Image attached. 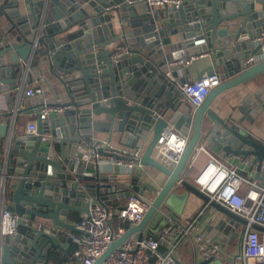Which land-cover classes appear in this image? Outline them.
<instances>
[{
    "label": "water",
    "instance_id": "obj_1",
    "mask_svg": "<svg viewBox=\"0 0 264 264\" xmlns=\"http://www.w3.org/2000/svg\"><path fill=\"white\" fill-rule=\"evenodd\" d=\"M25 4L29 13L23 16L18 11L19 0L0 6L15 19L12 26L23 37L17 39L19 44L2 48L0 58L11 53L12 62L21 59L30 63L45 56L62 82L70 76L72 87L63 83L68 100L60 105L69 108L58 117L38 119L36 135L13 140L8 125L0 123V203L17 215L18 225L15 234L0 237V264H39L41 255L60 246L56 236L38 226V218L78 232L74 222L68 221L72 212L88 214L89 201L111 204L110 195L128 196L131 190H152L155 196L142 222L113 241L94 264H103L132 235L141 241L169 200L178 212L175 193L179 186L205 201L206 212L200 219L204 236L211 242H227L232 232L233 241L247 220L211 200L185 175L195 154L205 146L217 149L221 157L229 153L255 155L259 161L255 177L264 182L260 175L264 141L244 135L212 109L221 93L264 73V61L246 63L260 50L253 40L264 31V0H182L178 7L158 9L127 0H26ZM107 6L112 9L107 11ZM238 18L237 31L229 32ZM226 22L227 26L220 27ZM74 26L79 30H73L77 35L70 42L56 36ZM117 42L127 44L128 49L120 61L113 62L109 45ZM200 53H207L211 62L201 77L220 71L221 66V84L194 107L181 100L177 81L167 72L169 63ZM172 75L177 77V72ZM70 89H74L73 95ZM42 107L39 103L38 115ZM239 112L248 120L264 114V86L246 96ZM101 115L103 120L94 118ZM169 125L189 136L173 168L153 157L154 147ZM103 130L120 132L123 143L132 148L152 131L142 163L167 175L163 186L157 188L136 174L119 177L120 186L105 184L111 179L102 174L98 159L86 146L94 131Z\"/></svg>",
    "mask_w": 264,
    "mask_h": 264
},
{
    "label": "built area",
    "instance_id": "obj_2",
    "mask_svg": "<svg viewBox=\"0 0 264 264\" xmlns=\"http://www.w3.org/2000/svg\"><path fill=\"white\" fill-rule=\"evenodd\" d=\"M19 1L26 3V0ZM141 2L147 3L151 9H158L164 5L178 7L182 0H127L129 4ZM4 3H0V6ZM111 9L112 6L106 7L107 11ZM253 42L260 45V50L246 59L248 65L264 61V31ZM109 46L113 51L110 56L113 62L120 61L127 53L128 47L125 43L117 42ZM206 55L208 54L200 53L189 60L179 59L168 65L167 76L177 81L176 88L181 100L194 107L200 106L211 91L221 84V73L215 71L212 75L197 79H182L179 72L191 66L196 58ZM173 71L177 72V77L172 75ZM45 94L46 88L39 84L26 91L29 98L37 97L42 100L43 107L39 119L46 121L52 115L69 108L60 105L61 103L49 102L45 99ZM233 125L245 135L257 139L242 124L234 121ZM37 131V122L28 124V134H37ZM188 140V135H184L174 125H169L158 139L153 157L165 166L173 168L181 158ZM86 146L90 155L98 159L102 170L106 167L114 170L119 168L133 174L134 170L144 166V148L141 146L119 149L108 141L96 140L94 137ZM201 150L206 152L208 160L193 183L211 200L247 220V225L242 227L238 238L236 237L234 242L230 240L231 236H228L227 242L208 240L200 229V219L204 216L206 207L194 219L181 220L170 213L165 215L166 223L163 226L152 230L147 228L141 241H138V235H132L114 250L103 264H183L178 258V252L185 246L187 248L184 250L192 254V264L205 261H211L209 264L216 261L218 264H264V183L255 178L259 168L257 157L251 153H229L226 157H221L213 150L201 146L190 168ZM262 170L264 163L260 167V174ZM153 199L154 196L151 198L146 191H134L120 207L96 200L89 201L86 206L89 213L84 214L80 221L74 222L78 232H68V240L76 248L64 264H94L113 241L120 238L129 228L142 222ZM38 223L40 228L52 235L61 231V227L52 224L50 220L40 219ZM253 224L262 229L254 228ZM17 228V215L8 210L4 203H0V237L15 234Z\"/></svg>",
    "mask_w": 264,
    "mask_h": 264
},
{
    "label": "crops",
    "instance_id": "obj_3",
    "mask_svg": "<svg viewBox=\"0 0 264 264\" xmlns=\"http://www.w3.org/2000/svg\"><path fill=\"white\" fill-rule=\"evenodd\" d=\"M5 1L7 0H2L0 3H4ZM11 2L12 0H9L7 2V5L11 4ZM18 11L22 16L24 15V13H29L28 6L26 4H23L22 2H20ZM5 12L6 11L0 10V50L6 46L12 45L13 43L19 44L20 42H18L17 39L20 36L22 37V32H17L15 27L12 26L13 22H16L15 19H12V17ZM238 22L239 18L238 21H235L234 25L229 28V32L237 31L239 26ZM227 24V22L223 23L220 27L227 26ZM77 28L78 26H74L72 28L70 27V29H67L56 36L65 37V42H70V40L74 38V36L71 37L70 35L74 34L76 37L77 34L73 33V30H76ZM225 41L229 42V44L233 43L232 39L229 38H225ZM10 56L11 53H7L2 58H0V123L8 125V133L13 136L14 140V138L30 135L27 132L29 123L37 122L38 125L39 115L36 110L37 106L39 105V103H41L42 100L37 97L29 98L26 95V91L28 88L34 87L37 84L44 86L46 88L45 99H48L49 102L58 104L62 101L68 100L67 93L64 91L63 83L66 82L69 88L72 86H70V76H65L64 81L62 82L58 75L53 72L52 67L49 65V61L45 56H40V62H36L34 58L30 63L27 61H22L21 59L18 63H14L11 61ZM210 64L211 62L208 55L198 57L193 61L191 66L185 67L181 72H179V77L182 79H197L203 75V72H205V68H207V66H209ZM219 70L221 72V66H219ZM262 86H264V73L258 75L255 79L250 80L245 84L221 93L213 103L212 109L229 124L233 125L234 121L242 124L247 129H249L257 137V139L264 141V114L262 113L258 117L248 120L247 118H243V115L239 112V107L246 96H248L249 94H254ZM70 93L71 95H73L74 89H70ZM25 108L34 109H32V112L24 114L17 112V110ZM8 113H11V115L5 117L4 115ZM60 114L61 113L52 115L50 118L58 117ZM94 118L96 120H103L104 115ZM204 132H206L205 129ZM241 133L243 132L241 131ZM152 134V131H150L149 135L145 139L140 138L137 143V146H141L144 148V152L151 142ZM93 137L96 140L108 141L111 145L119 149L132 148L123 143L122 134L120 132H109L105 130L94 131ZM213 151L216 152L217 149H214ZM207 160L208 156L206 152L201 150L191 168L186 172L185 176L189 182H194L196 175L204 166ZM103 173L111 179L107 183H105L109 187L120 186L118 178L122 175L128 174L123 169L117 168L114 170L109 167L104 168L102 170V174ZM133 174L139 175L142 181L150 182L157 188H161L168 179L166 174L153 166L144 165L143 168L134 170ZM260 175L264 177V170L261 171ZM256 179L260 183H264L263 180L259 178ZM131 192L134 191L131 190ZM146 194H148L151 198L155 196L152 190H146ZM175 194V203L180 206L178 208V212L174 211V209L168 203L164 204L162 207L163 212L161 211L162 213L158 214L152 220V222L148 226V229L152 230L153 228H159L160 226H163L164 223H166L165 215H169L171 212H176L179 219L187 220L194 219L206 207V203L202 198L188 191L182 186H179L176 189ZM127 197L128 196L117 197L114 194L109 196L112 202L111 204L115 207H120L121 205L125 204L127 201ZM74 214H78L80 218H82L84 215V213L72 212L71 217ZM71 217L68 221L74 222ZM38 220V222H40L39 218ZM153 222L156 223L153 224ZM200 229L203 232V226ZM69 231V229L61 227L60 233L54 235L60 240V246H52V248L48 252V255H41V262H39V264H59L61 261L67 260L70 257V242L68 240ZM231 234L232 232L229 233V236H231ZM228 243H230V241ZM54 252H61L62 256L59 257L57 255V259H54V257L52 256L55 255L53 254ZM66 252H68V255L66 254ZM184 253L185 250L183 252L181 250L180 254L178 255L179 260L183 264H192V254L188 252L187 256L184 255ZM215 264H218V261H216Z\"/></svg>",
    "mask_w": 264,
    "mask_h": 264
},
{
    "label": "trees",
    "instance_id": "obj_4",
    "mask_svg": "<svg viewBox=\"0 0 264 264\" xmlns=\"http://www.w3.org/2000/svg\"><path fill=\"white\" fill-rule=\"evenodd\" d=\"M70 36H71V37H72V36L75 37L74 34H71ZM71 218L74 220V222H78V221L81 220V218L79 217L78 214H74ZM73 220H72V221H73ZM75 233H76V232H75ZM75 248H76L75 245L72 244V243H70V255H71V253L75 250ZM53 254H55V255H52V256L54 257V259H57V255H58L59 257L62 256L61 252H54ZM66 254L68 255V252H66ZM65 261H66V260H63V261H61L62 263L60 262L59 264H64Z\"/></svg>",
    "mask_w": 264,
    "mask_h": 264
},
{
    "label": "rangeland",
    "instance_id": "obj_5",
    "mask_svg": "<svg viewBox=\"0 0 264 264\" xmlns=\"http://www.w3.org/2000/svg\"><path fill=\"white\" fill-rule=\"evenodd\" d=\"M38 56H40V51H38ZM170 206H173V204H172V201L171 200H169V203H168ZM163 212V211H162ZM161 212V213H162ZM171 213H173V214H177L176 212L174 213V212H171ZM160 214V213H159ZM156 222H153V224H155ZM161 225H163V224H161ZM160 226V225H159ZM238 238V237H237ZM236 238V239H237ZM186 247V246H185ZM185 247H183L182 248V252L184 251V249H185ZM187 248V247H186ZM180 252H181V250H180ZM180 252H178V255L180 254ZM184 255H187L188 256V251L186 250L185 251V253H184ZM212 264H215V262H212Z\"/></svg>",
    "mask_w": 264,
    "mask_h": 264
}]
</instances>
